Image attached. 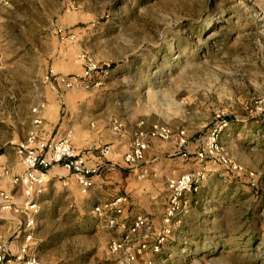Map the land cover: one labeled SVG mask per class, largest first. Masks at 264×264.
<instances>
[{"label": "rangeland", "instance_id": "rangeland-1", "mask_svg": "<svg viewBox=\"0 0 264 264\" xmlns=\"http://www.w3.org/2000/svg\"><path fill=\"white\" fill-rule=\"evenodd\" d=\"M73 61L96 66L79 87L124 101L127 117L146 110L199 148L222 126L238 169L210 171L160 253L134 248L92 208L56 206L64 187L14 180L33 107L50 82L63 88L47 76ZM25 244L36 264H264V0H0L1 254L16 259Z\"/></svg>", "mask_w": 264, "mask_h": 264}, {"label": "crops", "instance_id": "crops-1", "mask_svg": "<svg viewBox=\"0 0 264 264\" xmlns=\"http://www.w3.org/2000/svg\"><path fill=\"white\" fill-rule=\"evenodd\" d=\"M71 64L72 70L67 68V64L58 63L55 72L61 75L81 73L82 65L76 61ZM58 85L63 88L50 82L38 102L45 104L39 113L43 122L38 132L47 140L70 135L74 146L85 154L87 164L100 166L102 173L100 177L94 179L95 186L90 193L83 194L68 169L62 165L52 167L46 185L64 187L62 189L65 193L63 200H52L54 204L57 206L70 200V206H75L77 209L81 206L84 210L92 208L88 211L92 213L93 208L102 201L126 195L129 201L123 205L124 210L118 217L117 229L122 228L124 233L128 232L140 214L148 218L152 229L159 227L169 202L168 178L193 169L195 164L192 159L183 157L174 142L152 139L150 148L145 152L141 162L143 164L132 167L125 160V156L131 150V142L140 128L139 122L145 119L148 128L155 119L147 115L144 117L145 115L142 114L149 113L146 110L138 111L137 107H134L133 114L127 117L126 111L122 112L125 107L123 104L125 102L122 100L114 102L107 95L98 97L96 91L89 92L79 86L66 87L59 82ZM114 105H118L119 110L115 109ZM36 115L31 112L29 130L33 127ZM115 119L121 121L119 126H115ZM28 131L19 138L18 142L28 136ZM105 144L112 147L108 158L102 156ZM188 145L191 152L199 148L194 143ZM12 166L19 172H24L26 169L23 160L21 161L18 156ZM143 172L146 177L140 178L139 175ZM64 180H67V185L64 184ZM50 197V194L43 193L41 199L47 202Z\"/></svg>", "mask_w": 264, "mask_h": 264}, {"label": "built area", "instance_id": "built-area-1", "mask_svg": "<svg viewBox=\"0 0 264 264\" xmlns=\"http://www.w3.org/2000/svg\"><path fill=\"white\" fill-rule=\"evenodd\" d=\"M95 69L96 66L94 64L86 63L81 74L61 75L57 74L52 68L47 79L49 77L53 78V80L66 87L81 86L84 80L87 81L92 76ZM98 81L95 83H98ZM44 107V103L33 107V112L37 114L33 120V127L28 132L26 139L15 145V149L23 156L26 166L24 174L17 176L14 179L15 182L19 181L28 189L35 187L38 192H43L49 179L50 169L56 165H62L70 171L71 176L78 182L81 193H90L95 186L94 179L101 176V167L87 164L85 154L74 146L70 135L50 140L41 137L38 128L43 120L39 113ZM221 127L220 124L214 127L208 133L203 146L191 152L188 148L189 140L186 129H173L169 125L159 122L151 124L148 128L140 126L131 142V150L125 156V160L132 167L142 164L141 162L145 157V152L150 148L152 139L174 142L179 147L181 155L192 159L195 167L178 176L168 178L169 202L163 212L159 227L152 229L148 218L143 214L136 217V220L125 234L126 241H130L134 248L137 247L139 250L151 248L154 253L162 252L164 245L174 233V229L180 225L183 216L189 210L188 195L198 191L207 174L212 169L218 168H226L231 172L238 169L237 163H234L225 152L221 141ZM102 151V156L108 158L111 155L112 147L109 144H105ZM139 177L145 178L146 174L143 172ZM248 177L251 185H256L257 177L253 173H249ZM63 182L65 185L68 184L67 180ZM27 193H29V190H27ZM128 201L129 197L119 195L117 198L97 204L93 208V213L99 218L100 224L105 221L110 227H114L118 224V217L124 210L123 205ZM30 207L32 217L27 227L33 229L37 218L36 215L40 212V205L35 202L30 204ZM31 238L32 234H29L27 240ZM120 245L121 243L119 242ZM114 248L117 249L116 243H114ZM20 250L16 259L3 256L1 254L2 251H0V264L38 263L35 256L25 260V255L29 252L27 244L22 245ZM134 258V253L131 252L128 259L134 260Z\"/></svg>", "mask_w": 264, "mask_h": 264}, {"label": "trees", "instance_id": "trees-1", "mask_svg": "<svg viewBox=\"0 0 264 264\" xmlns=\"http://www.w3.org/2000/svg\"><path fill=\"white\" fill-rule=\"evenodd\" d=\"M97 76H98V77H92V79H91V80L93 81L92 83L97 82V81L101 78V75H97ZM175 229H176V228H175ZM175 229H174V233H175V231H176ZM174 233H173V234H174ZM173 234H172V235H173ZM40 243L43 244V241H41ZM40 243H39V244H40Z\"/></svg>", "mask_w": 264, "mask_h": 264}]
</instances>
